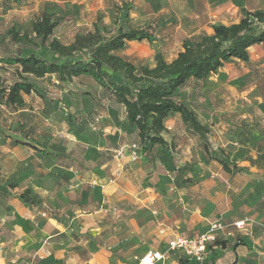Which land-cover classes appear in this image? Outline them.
<instances>
[{
	"label": "rangeland",
	"instance_id": "obj_1",
	"mask_svg": "<svg viewBox=\"0 0 264 264\" xmlns=\"http://www.w3.org/2000/svg\"><path fill=\"white\" fill-rule=\"evenodd\" d=\"M121 4L131 7L132 27L147 29L157 37L152 44L131 42L121 55L134 64L152 67L157 54L170 62L181 51L184 40L209 32L213 24L226 26L237 22L243 11L264 7V0H26L20 7L0 0V36L3 38L0 57L26 54L36 46L11 43L7 30L14 27L21 33H29L32 22L46 5L63 17L54 37L68 44L76 34L92 31L97 21L114 32V6ZM37 51L39 55L50 57L44 48L38 47ZM14 69L0 64V85L7 87L16 80ZM35 83L43 97L26 96L30 106L27 115L10 116V110L2 106L0 129L11 133L12 127L13 132L26 128L24 140L31 147L44 148L47 165L61 163L72 167L68 178L60 173L51 174L54 181L62 177L61 182L68 188L77 182L78 172L81 174L79 179L83 180H90L93 175L106 178L111 162H115L114 151L120 148L125 151L126 146L139 142L136 131L125 123L123 108L103 98L101 89L91 79L81 77L59 84L52 76ZM176 98L188 100L199 122L209 128L210 150H221L228 162L238 167L236 173L223 172L219 178L230 187L225 190L227 195L228 190L232 192L230 198L236 213H232L231 218H215L214 222L229 225L246 220L244 230L230 226L226 230L229 236L221 238H226L230 244L246 242L250 249L242 246L235 253L215 249L223 255L218 264H264V209L257 202L260 197L264 198V44L251 50L249 64H226L202 82L191 80L180 89ZM10 119L14 123L10 124ZM182 137L180 144L185 145V162L201 161L200 140L187 133ZM180 159L177 156L178 162ZM101 162H107L104 169H100ZM110 172V178H114V171ZM61 190L64 193L70 191L58 202L66 216L75 211L92 212L101 205L100 188L84 191L85 197L81 190L77 193L72 189ZM204 203V208L213 204L208 199H204ZM222 204L226 206L225 201ZM234 206L238 207L235 209ZM113 220L111 213L110 221ZM191 235L185 233V236ZM150 240L158 241L157 238Z\"/></svg>",
	"mask_w": 264,
	"mask_h": 264
},
{
	"label": "crops",
	"instance_id": "obj_2",
	"mask_svg": "<svg viewBox=\"0 0 264 264\" xmlns=\"http://www.w3.org/2000/svg\"><path fill=\"white\" fill-rule=\"evenodd\" d=\"M257 10L264 11V7ZM208 31L211 33L210 28ZM260 46L251 47L249 53ZM24 101V109L8 114L27 115L30 106L26 96ZM9 123L14 122L10 119ZM165 126L163 146L147 153L137 151L135 161H112L106 178L93 175L83 180L78 172L77 182L68 188L62 177L54 181L50 175L60 173L68 178L72 167L47 165L44 148L31 147L24 140L26 128L13 132L12 127L11 133L0 129V264H137L151 249L163 252L174 235L193 236L207 229L215 218L236 213L231 190L226 194L229 185L219 180L221 167L215 162H185V145L180 144L185 130L179 115H170ZM128 146L126 156L131 153ZM106 164L103 162L100 169ZM110 170L114 178H110ZM12 183L16 184L14 189L8 187ZM95 187L102 195L98 209L64 215L58 202L70 191L61 189L81 190L85 197L84 191ZM25 189L36 196L40 206L24 205L15 198ZM204 199L213 204L204 208ZM223 201L228 207L222 206ZM166 264L176 263L168 257Z\"/></svg>",
	"mask_w": 264,
	"mask_h": 264
},
{
	"label": "trees",
	"instance_id": "obj_3",
	"mask_svg": "<svg viewBox=\"0 0 264 264\" xmlns=\"http://www.w3.org/2000/svg\"><path fill=\"white\" fill-rule=\"evenodd\" d=\"M3 1L20 7L26 0ZM130 10L128 4L114 6V32L97 21L92 31L76 34L68 44L54 37L63 17L56 15L50 5H46L37 20L32 22L29 33L10 27L7 37L11 43L36 46L26 54L0 57V64L15 68L16 77L9 86L0 85V106L17 111L26 106L24 96L34 94L42 98L35 81L45 77L53 76L59 84L87 77L101 89L103 98L123 108L126 125L136 131L139 151L147 153L157 145L163 146L162 134L167 131L165 121L170 115L177 114L185 133L200 140L201 161L217 163L228 175L236 173L238 167L229 163L221 150H210L207 140L210 130L199 122L189 101L176 97L179 89L189 81L202 82L217 74L226 64H249V49L264 44V11H243L237 23L227 26L213 24L211 33L184 40L181 51L170 62L157 54L151 67L134 64L121 55L131 42L152 44L157 40L156 35L147 29L130 25ZM1 42L3 38L0 36ZM38 47L44 48L50 57L39 55ZM8 187L14 189L16 184ZM15 198L24 205H41L29 189L15 195ZM257 202L264 209V198L260 197ZM240 246L248 247V244L243 241L230 244L219 237L208 245L206 257L199 264H218L223 255L215 249L235 253ZM169 256L176 264H198L178 252Z\"/></svg>",
	"mask_w": 264,
	"mask_h": 264
},
{
	"label": "built area",
	"instance_id": "obj_4",
	"mask_svg": "<svg viewBox=\"0 0 264 264\" xmlns=\"http://www.w3.org/2000/svg\"><path fill=\"white\" fill-rule=\"evenodd\" d=\"M128 148L131 151L128 156L125 155L126 152L123 149H118L114 152L113 159L116 163L123 159H128L129 161L137 159L136 152L140 149L138 143H133ZM230 226L235 227L237 230H244L246 228V220H240L229 225L213 222L208 225L206 230L193 236L174 235L167 242L166 249L163 252L148 251L139 259L137 264H166L168 255L172 252H178L188 260L199 264L206 257L208 245L219 237L229 236V232H226V230Z\"/></svg>",
	"mask_w": 264,
	"mask_h": 264
}]
</instances>
